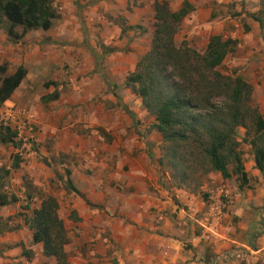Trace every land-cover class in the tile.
<instances>
[{
    "label": "crops",
    "instance_id": "crops-1",
    "mask_svg": "<svg viewBox=\"0 0 264 264\" xmlns=\"http://www.w3.org/2000/svg\"><path fill=\"white\" fill-rule=\"evenodd\" d=\"M165 1L173 13L185 10L174 42L184 41L202 52L213 35L236 41L218 71L252 86L256 95L252 104L264 118V28L248 17L258 10V0H252L256 7L247 12L238 0ZM75 4L53 0L58 17L52 27L27 32L14 44L0 29V62L6 65V75L19 66L26 71L3 104L29 116L32 143H40L38 154L68 157L64 164L68 179L80 194L66 193L64 217L57 210L69 240L64 247L68 264H211L224 254L227 259L218 264H264V170L260 174L254 169L249 155L241 185L237 175L222 179L211 173L195 192L173 188L156 162L160 136L148 130L152 118L123 86L124 77L147 50L115 65L122 77L102 82L94 73L97 59L90 48L88 24H102L99 9L108 5L98 2L84 25ZM149 13L151 24V7ZM145 32L150 40L152 26ZM45 44L57 49L49 51ZM35 88L38 94L31 96L29 89ZM53 92L57 98L47 100ZM242 133L239 129L238 135ZM30 145L19 143L27 149ZM220 190L230 201L218 214ZM8 207H0V216ZM12 232L0 234V264H54L41 255L40 244L30 243L23 221ZM21 248L32 256L25 259Z\"/></svg>",
    "mask_w": 264,
    "mask_h": 264
},
{
    "label": "trees",
    "instance_id": "trees-1",
    "mask_svg": "<svg viewBox=\"0 0 264 264\" xmlns=\"http://www.w3.org/2000/svg\"><path fill=\"white\" fill-rule=\"evenodd\" d=\"M137 2V0H126ZM185 6V3L183 4ZM152 35L149 47L136 61L133 71L124 77L123 86L136 95L144 112L152 118L148 130L160 136L159 169L167 173L175 189L195 192L211 173L222 179L237 175L240 185L245 181L243 152L246 146L253 167L264 170V118L251 105L252 86L238 76L218 71L225 57L234 52L236 41L213 35L202 52L184 41L174 42V35L185 10L171 12L165 0H152ZM53 0H0V29L10 43H16L30 31H47L57 19ZM248 17L264 28V0H258V10ZM18 29V31H17ZM122 31V30H121ZM26 71L17 67L6 75V65L0 64V106L19 86ZM53 92L47 100H55ZM242 129L241 136L238 130ZM15 134L0 127V145L19 146ZM15 157L10 169L18 168ZM66 193L80 196L64 171ZM8 170L0 169V207L11 206L20 198L5 192ZM31 195L24 194L22 216L30 232V243L40 244L41 255L54 264H68L64 251L68 237L57 215V202L51 196L40 199L37 208H30ZM4 225L0 224V234ZM25 259L31 251L21 248ZM42 264H47L46 262Z\"/></svg>",
    "mask_w": 264,
    "mask_h": 264
},
{
    "label": "rangeland",
    "instance_id": "rangeland-1",
    "mask_svg": "<svg viewBox=\"0 0 264 264\" xmlns=\"http://www.w3.org/2000/svg\"><path fill=\"white\" fill-rule=\"evenodd\" d=\"M100 1H102V4L108 5L107 9L104 7L99 9L101 16L104 18V22L100 24V22L93 23L89 21L91 24H88V26L91 29H88V31L90 33L89 35L92 34L91 38L93 40V44H91L90 48L94 54L93 57L97 59V69L94 73L100 77L102 82H105V80L110 79L111 76L115 77V80L122 77L123 73L116 72L114 69L116 68L115 65L121 62L122 59L132 54H141L148 49L150 40L145 31L151 29L152 26V23L150 24L149 13L151 1L149 0L142 3L141 0H137V2H127L126 0H74L79 10L76 14H79V19L84 25L87 24L85 20L87 14H91L89 10ZM237 3H241V10L244 9L245 12L254 9V5L256 7V1L253 3L252 0H238ZM83 12H85L86 15H82ZM129 21L134 24L129 25ZM94 27H98L97 31ZM119 29L122 30L121 33ZM31 38H33V44H37L35 41L37 37L34 36ZM105 39H109L110 41L105 42ZM175 43L177 45L179 44L178 41ZM26 45L28 44L24 46L27 47ZM32 45H30L29 49H32ZM43 47L48 48L49 51L57 49L49 44H45ZM39 49L40 47H38V50ZM2 62L3 61H1L0 64ZM60 69L63 71L67 69V66L65 65ZM107 69H112V71H107ZM76 81H78V78L74 80V82ZM47 82L53 83L51 81ZM47 82L45 83L47 84ZM29 91L31 96L38 94L37 88L29 89ZM60 91H62V89ZM110 92H112V90H110ZM33 99L36 100L34 97H31L32 101ZM255 101L256 95L252 89L251 105L254 107L256 106L252 103ZM39 144H35V142L31 145L29 144V149L20 146L13 148L9 144L0 146V169L8 170V175L4 180V190L20 198L18 203L7 208L6 215L0 216V224L3 223L4 225L1 236L5 233L11 235L14 228H20V224L23 220L22 216H30V209L27 211H22L20 209L24 204L21 200L24 198L25 193L31 195L30 208H37L41 198L51 196L57 202L59 214H61L62 217L66 215L65 211L68 208L66 207L67 202L65 201L67 199V194L64 184V180L66 179L64 171L68 169H66L64 164H66L68 157L60 154L57 156L40 155L36 150ZM43 148L47 149V146L43 145ZM240 148L243 152V163L246 164L249 161V151L246 146H240ZM32 151L35 153L32 154ZM28 153H31L29 157L27 156ZM15 157L19 160L18 168L16 170H11L10 166Z\"/></svg>",
    "mask_w": 264,
    "mask_h": 264
},
{
    "label": "built area",
    "instance_id": "built-area-1",
    "mask_svg": "<svg viewBox=\"0 0 264 264\" xmlns=\"http://www.w3.org/2000/svg\"><path fill=\"white\" fill-rule=\"evenodd\" d=\"M0 127H6L14 132V141L20 144L29 145L33 142V125L29 116L23 110H17L12 105L2 104L0 106ZM220 202L219 207H216L218 214L229 204L230 197L223 190L218 191ZM223 198L224 200H221ZM227 259V254L215 257L211 264H218L222 260Z\"/></svg>",
    "mask_w": 264,
    "mask_h": 264
}]
</instances>
